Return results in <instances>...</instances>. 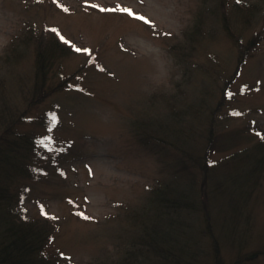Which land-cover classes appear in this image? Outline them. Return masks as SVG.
I'll list each match as a JSON object with an SVG mask.
<instances>
[{
	"label": "rangeland",
	"instance_id": "rangeland-1",
	"mask_svg": "<svg viewBox=\"0 0 264 264\" xmlns=\"http://www.w3.org/2000/svg\"><path fill=\"white\" fill-rule=\"evenodd\" d=\"M210 133L234 144L208 151ZM5 137L22 144L0 202L45 231L48 264H264V0H0ZM171 181L193 201L180 246L151 237Z\"/></svg>",
	"mask_w": 264,
	"mask_h": 264
},
{
	"label": "trees",
	"instance_id": "trees-1",
	"mask_svg": "<svg viewBox=\"0 0 264 264\" xmlns=\"http://www.w3.org/2000/svg\"><path fill=\"white\" fill-rule=\"evenodd\" d=\"M247 10L250 11V14L248 15L246 14L245 16L251 18L253 16V10L252 8H248ZM257 39H258V34H255L252 40H250L247 43V45L245 46V51H243L239 59V62H242L243 54H245V52L248 50V47L249 49H252L255 46V44L257 43ZM58 42L60 41L58 40ZM37 46L39 49H37V54L35 57V68H36V75L39 77L41 83L40 84L41 87L42 83L46 80V77L48 76V72H49L48 66L51 64L50 58L52 54V49L47 50L45 49V47L41 48V45L40 44L38 45V43ZM231 134H226L219 137V136H212V133H210L207 137L208 151H213L216 148L223 149V147L225 146L234 144L235 140L234 141L231 140L230 138ZM23 137L25 141L29 143L28 138L25 136ZM235 137L237 140L238 138L237 134H235ZM17 140L21 141V139H14L8 141L7 137H5L4 140L0 141V166H1L0 171L2 170L0 176L3 173H5V179L3 177H0V189L2 191L5 189L4 182L6 180L9 181L12 178L13 173L18 166L17 161L12 157L14 151L20 149V147L17 144ZM205 156H207V153L206 155L199 156L198 159L196 160V167L200 171L199 173L202 179L200 184L201 187H203L205 184V175H204L205 166H206ZM6 168H12L14 170L7 172ZM191 180L192 181L190 183H194L195 175H193L192 172H191ZM175 181H173L174 182L173 184L172 181L171 184L170 182L159 183L157 187L155 186L153 190L150 191L151 194L150 196L151 198L153 197L154 202H156V206H157L155 209V214L157 215V219H158L155 220L156 225L158 227V223H162L163 227H165L164 232H160L157 228L154 229L151 237L155 241H163L165 244L169 246L170 245L180 246L181 244H179V242L181 240L183 244L186 240H188L189 236L185 237L183 235L186 234L185 231L181 230V228H184L182 226V224L184 223L183 209L185 207V203L187 204L188 202V204H193V201L190 199L189 196L177 192L178 182ZM189 186H191V188H189L191 190L193 185L190 184ZM0 214L3 216L2 220H4V215L6 218H8L6 220L8 223L5 224L6 226L4 227V232L0 237V264H48L43 258L44 253H43V248H41V244L46 236L45 231L35 230L33 224L27 225L28 228L26 229H17L14 226L17 220L11 218L12 215L9 212V209H3L1 202H0ZM0 225L2 224L0 223ZM176 234L178 236H176ZM133 248H134L133 246L126 247L125 253L129 254L130 252L129 250ZM166 257L168 258V256ZM125 259L132 262L129 264H133L134 262L132 256H128V258L125 257L124 260Z\"/></svg>",
	"mask_w": 264,
	"mask_h": 264
},
{
	"label": "snow or ice",
	"instance_id": "snow-or-ice-1",
	"mask_svg": "<svg viewBox=\"0 0 264 264\" xmlns=\"http://www.w3.org/2000/svg\"><path fill=\"white\" fill-rule=\"evenodd\" d=\"M92 7H96L95 5H92ZM124 9H127V8H124ZM124 9H119V8H117V9H105V8H99V11L100 12H102V13H104V12H117V11H122L123 12V14H126V15H128L129 17H133V13L130 11V10H124ZM65 11H67V9H65ZM136 20H140V21H143V23H145V24H148L149 23V21L147 20V19H145L144 17H142V16H136V17H134ZM52 31H55L54 29L52 30ZM61 40H62V42H64L65 44H67L68 42H67V40H64L63 39V37H61ZM77 52H80L81 51V49H79V48H76L75 49ZM85 52L87 51V50H84ZM53 120H55V118H53ZM54 139V138H53ZM78 215H80L81 216V218L84 220V221H88L90 218L88 217V216H86V215H83V214H81V213H78Z\"/></svg>",
	"mask_w": 264,
	"mask_h": 264
}]
</instances>
